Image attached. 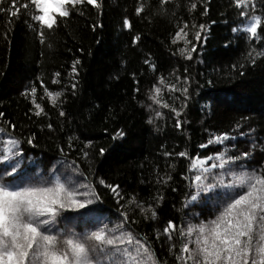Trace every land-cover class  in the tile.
I'll use <instances>...</instances> for the list:
<instances>
[{"label":"trees","instance_id":"16d2710c","mask_svg":"<svg viewBox=\"0 0 264 264\" xmlns=\"http://www.w3.org/2000/svg\"><path fill=\"white\" fill-rule=\"evenodd\" d=\"M98 2L100 9L85 3L70 17L58 18L54 30L45 29L43 43L38 26L23 9L10 22L6 13H0V113L4 114L0 127L20 139L24 151L40 167H44L42 160L59 158L58 146L63 147L69 160L78 161L88 182L96 184L99 206L112 221L119 219V205L98 181L102 178L106 184L118 185L120 203L129 216L128 229L148 240L158 264H178L179 234L172 247L163 228L170 220L177 227L210 220L218 207L185 208L189 192L185 177L191 161L176 153L187 151L194 157L225 150L236 156L248 152L238 162L245 170L264 167V55H257L264 53V31L258 30V36L250 38L240 29L248 21L239 16L234 0H168L163 11L160 0ZM193 2L195 9L190 7ZM8 4L4 0L3 6ZM141 4L144 11L137 14L135 9ZM262 12L261 0H257L256 14ZM124 18L132 25L130 29L123 27ZM185 23L187 37L204 25L191 60L181 55L180 40L172 43ZM233 27L240 30L234 33ZM137 35L140 39L133 43ZM75 61L79 63L73 73ZM55 73L60 76L53 83ZM161 76L166 89L158 99L180 111L179 128L169 109L151 103L153 87L161 85ZM185 76L189 78L186 104L181 92L170 93L167 87L185 86ZM40 80L49 90L61 92L55 105L45 96ZM33 85L46 112L40 117L30 111L33 105L26 89ZM178 96L181 98L176 99ZM156 109L161 116L155 115ZM4 122L15 124L14 131ZM119 130L125 135L116 136ZM220 133L234 139L223 145L207 144ZM32 134L34 148L23 143ZM88 141L92 143L88 145ZM201 144L207 147L200 148ZM165 152L171 155L165 156ZM166 176L171 177L167 183L159 182ZM138 202L144 203L145 211L136 207ZM148 204L157 213L155 219ZM67 227L83 232L89 225Z\"/></svg>","mask_w":264,"mask_h":264},{"label":"snow or ice","instance_id":"6c2138e0","mask_svg":"<svg viewBox=\"0 0 264 264\" xmlns=\"http://www.w3.org/2000/svg\"><path fill=\"white\" fill-rule=\"evenodd\" d=\"M167 2L160 0L161 11ZM85 3L101 8L98 0H25L24 3L9 0L7 6H3L4 0H0V13H6L10 22L23 9L38 26V35L43 43L45 29L54 30L58 18L70 17ZM234 3L240 10L239 16L248 21L244 30L250 38H256L258 30L264 31V12L256 14L257 0H234ZM261 6L264 8V0H261ZM190 7L195 9L197 4L193 2ZM135 11L141 14L144 5H139ZM123 27H132L127 18L123 20ZM187 27L185 23L175 33L172 43L183 40L185 48L180 49V53L191 60L197 45L187 39ZM239 30L232 28L234 33ZM203 31L204 25L201 24L194 33L197 42L202 40ZM139 39L137 35L133 43ZM78 63L74 62L73 73H76ZM145 63L150 64V61L146 59ZM150 66L155 69V65ZM59 76L60 73L54 74L53 83ZM183 80L185 86L181 88L174 84L167 87L170 93L181 92L186 104L189 78L185 76ZM158 83L164 84L162 76ZM40 87L55 105L61 92L49 90L43 80H40ZM72 87L75 89L76 85ZM153 91L155 94L150 99L160 108L169 109L177 117L176 127H181L180 111L157 98L161 87L154 85ZM26 92L31 95L33 108L30 111L33 115H46L42 103L38 102L37 87L33 85ZM148 107L152 108V105ZM3 115L0 113V117ZM59 115L63 117L64 111L61 110ZM155 115L159 117L162 112L155 110ZM4 123L14 131L15 124ZM47 127L53 129L51 123ZM240 134L244 135L243 132ZM115 135L122 137L125 133L119 130ZM231 139L234 137L228 133H220L211 137L207 144L223 145ZM23 143L36 147L35 134L26 137ZM91 143L87 142L88 145ZM0 144L4 145L0 150V264H158L148 240L128 229L129 216L125 205L120 203L122 197L118 185L106 184L102 178L98 181L99 185L112 192L119 205V219L112 221L104 217L105 210L99 206L96 184L88 182L78 161L69 160L63 147L58 146L59 158L42 160L40 164L44 167H40L24 151L22 141L4 127H0ZM206 147L205 144L200 145V148ZM69 148H72L71 143ZM104 151L103 148L99 150L101 155ZM164 155L170 156L171 153L165 152ZM176 155L191 161L189 175L185 177L189 184L185 208L203 209L209 204L218 207L217 214L210 220L198 224L188 222L180 227L170 220L163 228V234L172 247H175L172 243L174 236L179 234L181 244L175 257L178 264H264V167L245 170L238 162L246 159L248 152L236 156L225 150L193 157L187 151H180ZM83 156L87 158L88 152L84 151ZM61 168L64 171H60ZM170 179L166 176L159 182L167 183ZM156 202H159V197ZM136 207L141 212L145 211L143 202H138ZM147 207L155 219L157 213L153 205L148 204ZM62 222L64 227H61ZM68 224H87L89 227L77 232L69 229ZM159 236L157 231V238Z\"/></svg>","mask_w":264,"mask_h":264},{"label":"rangeland","instance_id":"374dc122","mask_svg":"<svg viewBox=\"0 0 264 264\" xmlns=\"http://www.w3.org/2000/svg\"><path fill=\"white\" fill-rule=\"evenodd\" d=\"M244 26L245 25H243V26H241V30H244ZM199 30V29H198ZM196 31H197V29H196ZM245 31V30H244ZM194 33H195V29L193 30V32L191 33V36L190 37H187V39L189 40V41H191L192 43H196V45H198V43L199 42H197L196 40H195V38H194ZM181 41V44H180V49H183V48H185V43H184V41L183 40H180ZM188 48L190 49L191 48V45L189 44L188 45ZM165 84L166 83H164V84H161L159 87H161V89H166L165 88ZM155 94V93H154ZM153 94V95H154ZM160 95V94H159ZM158 98V97H157ZM151 103H154L152 100H151ZM155 104V103H154ZM157 106H159V105H157ZM158 109V108H157ZM156 109V110H157ZM237 171H240V169L239 168H237Z\"/></svg>","mask_w":264,"mask_h":264}]
</instances>
